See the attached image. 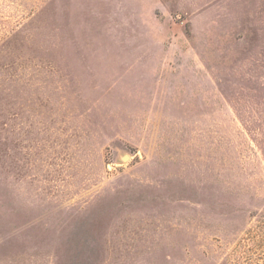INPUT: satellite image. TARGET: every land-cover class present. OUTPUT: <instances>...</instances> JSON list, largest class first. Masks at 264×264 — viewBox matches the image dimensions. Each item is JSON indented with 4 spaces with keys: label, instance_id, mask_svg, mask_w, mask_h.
Instances as JSON below:
<instances>
[{
    "label": "rangeland",
    "instance_id": "374dc122",
    "mask_svg": "<svg viewBox=\"0 0 264 264\" xmlns=\"http://www.w3.org/2000/svg\"><path fill=\"white\" fill-rule=\"evenodd\" d=\"M0 264H264V0H0Z\"/></svg>",
    "mask_w": 264,
    "mask_h": 264
}]
</instances>
